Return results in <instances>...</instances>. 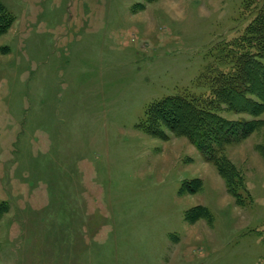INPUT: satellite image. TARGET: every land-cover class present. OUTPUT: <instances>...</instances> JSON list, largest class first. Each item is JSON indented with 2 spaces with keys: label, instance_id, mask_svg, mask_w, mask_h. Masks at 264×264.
Segmentation results:
<instances>
[{
  "label": "rangeland",
  "instance_id": "374dc122",
  "mask_svg": "<svg viewBox=\"0 0 264 264\" xmlns=\"http://www.w3.org/2000/svg\"><path fill=\"white\" fill-rule=\"evenodd\" d=\"M0 2L12 19L0 35V264L264 262V127L224 150L243 176L242 208L185 137L145 131L153 104L210 96L208 71L230 68L219 56L234 52L253 8ZM196 177L203 190L182 192ZM199 204L211 216L186 221Z\"/></svg>",
  "mask_w": 264,
  "mask_h": 264
},
{
  "label": "trees",
  "instance_id": "16d2710c",
  "mask_svg": "<svg viewBox=\"0 0 264 264\" xmlns=\"http://www.w3.org/2000/svg\"><path fill=\"white\" fill-rule=\"evenodd\" d=\"M147 3L156 0H144ZM244 9L253 8L251 22L235 44L234 52L219 56L218 63L225 60L227 71L210 68V96L195 100L172 96L150 106L146 113L145 131L156 138L167 140L162 128L172 134L185 137L200 153L205 162L211 163L225 182L227 192L237 206L245 207L242 196L236 191V182L242 188L243 176L236 165L225 155L228 146L238 145L264 127L258 117L264 112V0H244ZM142 8V7H141ZM12 24L0 2V35ZM220 105L236 114H248L252 119L232 120L219 114ZM258 145L257 150L262 151ZM245 185V183H244ZM201 189V180L183 183L182 192L191 194ZM247 189V188H246ZM5 206L0 203V217ZM209 210L196 206L186 210V221L193 223L209 218ZM259 264H264L259 263Z\"/></svg>",
  "mask_w": 264,
  "mask_h": 264
},
{
  "label": "crops",
  "instance_id": "0c3cea01",
  "mask_svg": "<svg viewBox=\"0 0 264 264\" xmlns=\"http://www.w3.org/2000/svg\"><path fill=\"white\" fill-rule=\"evenodd\" d=\"M204 161V160H203ZM205 162V161H204ZM205 163H208V162H205ZM209 164H211V163H209ZM216 170V169H215ZM216 172H217V170H216ZM217 174H218V172H217ZM218 176L222 179V177L218 174ZM193 179H195V178H193ZM196 179H202L201 180V188H202V190H203V178H201V177H196ZM223 180V179H222ZM223 184H224V190L226 191V194L227 195H229V196H231L228 192H227V190H226V186H225V182H224V180H223ZM201 190V189H200ZM199 192V191H198ZM232 197V196H231ZM233 199V198H232ZM233 203H234V200H233ZM235 204V203H234ZM236 205V204H235ZM196 206H203V205H196ZM196 206H192V207H196ZM237 206V205H236ZM191 207V208H192ZM203 207H205V206H203ZM238 207V206H237ZM240 207V206H239ZM207 208V207H206ZM240 208H242V207H240ZM190 209V208H189ZM208 209V208H207ZM200 220H203L204 221V219H199L198 221H200ZM198 221H196V222H198ZM257 264H259V263H257Z\"/></svg>",
  "mask_w": 264,
  "mask_h": 264
}]
</instances>
